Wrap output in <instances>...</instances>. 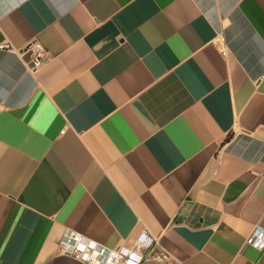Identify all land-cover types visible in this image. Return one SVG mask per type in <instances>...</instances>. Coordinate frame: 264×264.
Listing matches in <instances>:
<instances>
[{
  "label": "crops",
  "instance_id": "0c3cea01",
  "mask_svg": "<svg viewBox=\"0 0 264 264\" xmlns=\"http://www.w3.org/2000/svg\"><path fill=\"white\" fill-rule=\"evenodd\" d=\"M254 227L264 0H0V264L141 232L146 264H264Z\"/></svg>",
  "mask_w": 264,
  "mask_h": 264
},
{
  "label": "built area",
  "instance_id": "2783aa9c",
  "mask_svg": "<svg viewBox=\"0 0 264 264\" xmlns=\"http://www.w3.org/2000/svg\"><path fill=\"white\" fill-rule=\"evenodd\" d=\"M40 58L36 51L33 65H37ZM156 245L154 237L146 232L139 233L130 246H118L107 251L77 233H70L59 241L62 254L84 264H146L150 258L159 261L160 255L154 253ZM244 245L261 250L264 247V228L254 227Z\"/></svg>",
  "mask_w": 264,
  "mask_h": 264
}]
</instances>
